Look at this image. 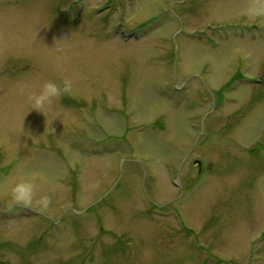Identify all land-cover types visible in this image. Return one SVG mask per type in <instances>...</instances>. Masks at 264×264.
Segmentation results:
<instances>
[{"label":"rangeland","instance_id":"1","mask_svg":"<svg viewBox=\"0 0 264 264\" xmlns=\"http://www.w3.org/2000/svg\"><path fill=\"white\" fill-rule=\"evenodd\" d=\"M0 264H264V0H0Z\"/></svg>","mask_w":264,"mask_h":264},{"label":"clouds","instance_id":"2","mask_svg":"<svg viewBox=\"0 0 264 264\" xmlns=\"http://www.w3.org/2000/svg\"><path fill=\"white\" fill-rule=\"evenodd\" d=\"M72 87L70 80H65L63 84V91H68ZM61 86L54 81H44L40 89L29 94V101L32 109H36L43 113V110L56 101L61 95ZM16 194L21 199H30L32 193V186L29 183L18 184L15 188Z\"/></svg>","mask_w":264,"mask_h":264},{"label":"water","instance_id":"3","mask_svg":"<svg viewBox=\"0 0 264 264\" xmlns=\"http://www.w3.org/2000/svg\"><path fill=\"white\" fill-rule=\"evenodd\" d=\"M196 162H197V164H198V166L200 165V162L198 161V160H196Z\"/></svg>","mask_w":264,"mask_h":264}]
</instances>
